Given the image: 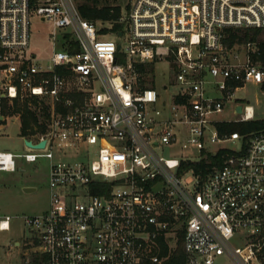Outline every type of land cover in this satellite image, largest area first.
Here are the masks:
<instances>
[{
    "label": "built area",
    "instance_id": "2783aa9c",
    "mask_svg": "<svg viewBox=\"0 0 264 264\" xmlns=\"http://www.w3.org/2000/svg\"><path fill=\"white\" fill-rule=\"evenodd\" d=\"M84 1L0 0V127L17 102L37 103L46 129L24 137L44 147L0 151V171L50 160L49 207L22 216L24 264H163L181 237L186 264H264V128L222 127L255 118L236 92L264 81L258 46H229L225 29L264 28V0H130L118 29L85 18ZM33 14L52 25L46 60L28 52ZM176 144L198 156L157 151Z\"/></svg>",
    "mask_w": 264,
    "mask_h": 264
},
{
    "label": "rangeland",
    "instance_id": "374dc122",
    "mask_svg": "<svg viewBox=\"0 0 264 264\" xmlns=\"http://www.w3.org/2000/svg\"><path fill=\"white\" fill-rule=\"evenodd\" d=\"M129 1L101 0L104 4L121 5L122 9L129 4ZM101 24H104V22H101ZM51 30V23L35 14L30 16L28 52L39 60H46L52 51L50 43ZM109 37L114 38L112 34ZM260 38H264V34ZM120 41L123 42V39ZM151 69L153 86L157 90L161 101L167 104L171 101L172 92L176 90L175 73L164 59L152 64ZM165 85H167V89ZM236 97L238 102L252 105L255 119H264V90L261 85L247 84L246 87L236 92ZM223 116L229 119L234 117L230 111ZM42 125V130H35L34 134L45 132V124ZM0 151H11L13 153L28 151L24 143V136L21 133L19 116H9L3 126L0 127ZM157 151L163 155L173 157L198 156L196 150L185 149L182 151L180 144L164 148L158 146ZM67 152L72 154L73 150L69 149ZM54 155V161L62 159L59 150L55 149ZM72 155L63 158L66 160L74 159ZM49 170L50 160L46 157H40L35 162H28L23 158H19L15 171H0V215H10L12 217L10 228L0 230V264H24L25 249L23 248V241L30 237V233L22 216L41 213L49 207ZM25 187H32L35 190L26 191Z\"/></svg>",
    "mask_w": 264,
    "mask_h": 264
},
{
    "label": "trees",
    "instance_id": "16d2710c",
    "mask_svg": "<svg viewBox=\"0 0 264 264\" xmlns=\"http://www.w3.org/2000/svg\"><path fill=\"white\" fill-rule=\"evenodd\" d=\"M127 6V5H126ZM82 15L92 21L111 23L114 29H118L121 26L118 18L122 12L121 5H111L108 3H102L101 0H86L80 7ZM225 41L229 46L234 44H245L249 41L256 42L258 46V53L252 55L253 60L258 61L264 69V38H260L264 34V28H226ZM264 90V81L261 84ZM37 103H33L29 106L27 103L14 104V110L19 112L21 120V133L24 137H28L36 132L35 130H42V123L44 120L42 116L45 114L39 112L36 107ZM224 129L229 131H239L242 134H248L251 131L264 128V119H250L246 121L233 122L224 124ZM222 151L216 155H212L211 159L216 163L220 161V155ZM206 163L203 161L201 167L205 168ZM167 244L162 242L161 255L167 253ZM163 264H186L185 252L183 250V239L180 238L178 245L175 249L171 250L168 258Z\"/></svg>",
    "mask_w": 264,
    "mask_h": 264
},
{
    "label": "water",
    "instance_id": "95a60500",
    "mask_svg": "<svg viewBox=\"0 0 264 264\" xmlns=\"http://www.w3.org/2000/svg\"><path fill=\"white\" fill-rule=\"evenodd\" d=\"M119 34H121V33H119ZM120 46V45H119ZM242 110V107H241V105H238L237 106V111H241ZM45 139H43V140H41L39 143H37V144H33L30 140H26L25 141V143H26V145H28V146H30V147H34V148H39V147H44V145H45ZM26 191H33L34 190V188H31V187H25L24 188Z\"/></svg>",
    "mask_w": 264,
    "mask_h": 264
},
{
    "label": "crops",
    "instance_id": "0c3cea01",
    "mask_svg": "<svg viewBox=\"0 0 264 264\" xmlns=\"http://www.w3.org/2000/svg\"><path fill=\"white\" fill-rule=\"evenodd\" d=\"M32 188V187H31ZM35 190V189H34Z\"/></svg>",
    "mask_w": 264,
    "mask_h": 264
}]
</instances>
